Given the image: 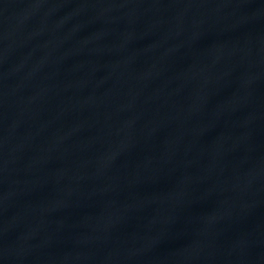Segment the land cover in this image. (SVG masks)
<instances>
[{
	"label": "water",
	"instance_id": "95a60500",
	"mask_svg": "<svg viewBox=\"0 0 264 264\" xmlns=\"http://www.w3.org/2000/svg\"><path fill=\"white\" fill-rule=\"evenodd\" d=\"M0 264H264V0H0Z\"/></svg>",
	"mask_w": 264,
	"mask_h": 264
}]
</instances>
